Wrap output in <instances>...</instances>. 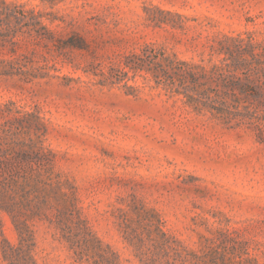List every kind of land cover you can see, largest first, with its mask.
<instances>
[{
    "label": "rangeland",
    "instance_id": "374dc122",
    "mask_svg": "<svg viewBox=\"0 0 264 264\" xmlns=\"http://www.w3.org/2000/svg\"><path fill=\"white\" fill-rule=\"evenodd\" d=\"M7 1L43 11L52 33L41 38L0 20V58L50 76L0 77V104L15 101L51 120L47 143L74 181L90 227L122 264H140L113 215L132 195L156 207L187 246L197 249L230 229L245 242L243 256L264 264V142L141 75L134 93L106 78L147 45L184 59H217L214 46L225 34L248 30L262 38L264 0ZM34 228L38 264H78L54 225L37 221ZM4 237L18 240L6 213L0 244ZM0 264H8L1 251Z\"/></svg>",
    "mask_w": 264,
    "mask_h": 264
},
{
    "label": "trees",
    "instance_id": "16d2710c",
    "mask_svg": "<svg viewBox=\"0 0 264 264\" xmlns=\"http://www.w3.org/2000/svg\"><path fill=\"white\" fill-rule=\"evenodd\" d=\"M0 3L4 5L0 7L1 21L26 26L41 38L52 33L43 11L27 8V3ZM147 18L167 22L152 15ZM214 49L217 59L196 60L181 58L164 46L147 45L127 55L106 78L113 84L123 83L121 86L134 93L141 87L135 78L141 75L153 80L154 88L184 96L197 111L209 110L230 128L249 127L264 142V37L248 30L225 34ZM30 70H21L16 60L0 58V77L18 75L32 80L50 76ZM130 79L135 83H129ZM0 111V224L6 213L18 233L17 242L3 238V260L38 264L34 226L37 221H48L78 264H122L120 253L90 227L74 181L60 168L57 149L47 143L51 120L15 101L0 104ZM123 200L124 205L116 206L113 215L140 264H257L252 257L243 256L245 242L230 229L207 236L194 249L167 229L156 207L136 195Z\"/></svg>",
    "mask_w": 264,
    "mask_h": 264
}]
</instances>
